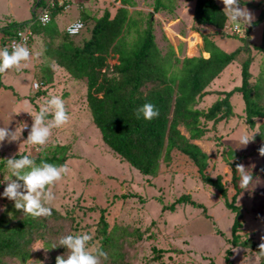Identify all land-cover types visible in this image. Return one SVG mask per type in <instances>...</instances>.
I'll use <instances>...</instances> for the list:
<instances>
[{
    "label": "trees",
    "instance_id": "trees-1",
    "mask_svg": "<svg viewBox=\"0 0 264 264\" xmlns=\"http://www.w3.org/2000/svg\"><path fill=\"white\" fill-rule=\"evenodd\" d=\"M178 1L149 0L148 6L152 11L144 15L142 10L137 9L139 0H116L119 4L115 13L112 14L107 9L100 17H92L89 9L83 5L80 18L85 23V31L80 35H72L57 23V16L63 11V7L49 6V0H34L37 9L48 7L50 22L43 25L35 15L34 21H8L0 28V48L20 29H32V54L39 59L44 56L46 61L44 64L40 63V71L36 73L37 81L42 83L36 92L41 95L46 92L47 86L44 84L52 81L55 64L67 70L76 80L85 79L88 115L99 129L102 140L118 159L129 163L143 176L155 175L161 162L170 163L173 150L189 157L198 167L202 180L219 191L227 208L234 213L230 235L219 231L226 237L228 245L224 253L225 263L234 264L232 256L235 248L247 247L257 253L260 264H264L262 244L251 234L243 233L246 232L244 227L249 223L247 215L250 212L237 202L238 196L246 189L237 184L240 177L236 166L250 154L238 153L232 148L221 153L233 171L236 192L230 198L223 176L207 172L211 155L197 142L208 137L220 122H227L238 115L234 111L232 97L235 93H240L244 104L243 118L251 129H258L253 137L261 142L256 147L258 156L254 160L261 159L258 167L264 170V156L260 154V149L264 148V0L258 4L251 0H240L244 6L258 8V14L256 19L249 25L245 24L243 31L240 29L239 32L228 29L233 25L222 2L195 0L192 30L201 35L202 45L193 55H184L170 41L168 49L163 52L156 42L155 14L176 12ZM260 25V41L256 43L252 32ZM206 27H211L212 31L207 32L204 29ZM211 35L238 38L243 43L236 50L227 52L217 45ZM192 37L193 41H200L196 33ZM195 42L190 44V52L193 51ZM242 54L246 57L240 62ZM259 55L263 68L257 80L252 82L251 64ZM110 57L112 62H108ZM236 59L240 62L242 84L227 91L214 90V79ZM103 68H106L105 72ZM212 94L219 97L205 108L204 98ZM147 102L159 109V116L150 121L142 117L137 119V108ZM214 137L221 139L216 133ZM57 145L42 146L37 156L33 157L36 163L47 161L56 165L66 164L70 157L68 148L64 144ZM21 155L27 154L23 152L12 157L19 158ZM12 157L0 160L1 173L8 169L6 161ZM234 157L235 160L231 162L230 158ZM256 173L258 170L249 175L253 179ZM259 196L264 197V188ZM14 203L10 201L7 210H3L0 215V264H56L58 255L66 256L67 250L58 246L56 250L59 253L55 254L53 251L49 260L42 261L44 257L41 255L34 259L31 249L36 237L46 238L47 247L54 249V240L50 235H59L61 228L47 227V222L59 217V213L52 207L51 216L33 217L23 213V210H17ZM187 204L202 208L204 215L212 218L203 204L191 200L190 194H182L171 204L162 206V211L165 212L163 220L168 223L170 211L175 212L179 206ZM163 229L164 225L161 229L154 230L152 235L165 234ZM143 236L144 233L133 226L124 223L112 225L106 216V208H102L95 235L89 245L90 248H101L107 252L108 258H102L101 264H132L127 259V248L135 249L141 245L146 239ZM155 239L156 237L153 240L156 241ZM165 250L157 242L153 243L152 260L162 258ZM175 251L183 253L182 249Z\"/></svg>",
    "mask_w": 264,
    "mask_h": 264
},
{
    "label": "rangeland",
    "instance_id": "rangeland-1",
    "mask_svg": "<svg viewBox=\"0 0 264 264\" xmlns=\"http://www.w3.org/2000/svg\"><path fill=\"white\" fill-rule=\"evenodd\" d=\"M145 1L139 0L137 6V9L142 10L144 15L151 11V7H148L149 0L146 1L147 4ZM218 1L222 2V0ZM192 2L193 0H179L176 11L179 9L180 12H173L171 16L169 12L155 14L153 18L155 38L163 52L169 47L168 41L175 49L180 48L181 53L186 51L190 43L195 42L191 41L194 33ZM83 5L89 9L92 17H100L107 9L114 14L118 2L116 0H72V5L66 10L63 9L57 16V23L62 29L67 28L80 16V9L84 7ZM240 6L246 7L251 12L252 20L256 19L257 9L241 3ZM38 10L39 8L37 9L34 5V0H0V28L8 21L22 22L32 19L34 21V15L37 16L36 11ZM245 24L241 22L242 31ZM228 29L231 32L234 31L233 27ZM256 31L253 41L258 43L261 28L258 26ZM1 34L2 32H0V38ZM242 43L238 38L225 37L221 38L219 46L222 49L227 48V52H230L236 50ZM245 57L242 54L240 62ZM29 60L35 64V71H40L38 69L40 63L46 62L44 56H41V59H33L31 55ZM253 61L251 80L255 82L263 68L262 58L259 55ZM108 62H112L111 57ZM240 62L236 59L234 65L224 72V80L214 81L215 90L227 91L242 84ZM54 66L52 81L44 84L47 87L43 95L36 92L38 88L33 85L34 93L30 95L29 81H27V91L19 97L17 96L19 83L7 84L9 86L6 88L4 86L0 88V127L7 126L10 131L16 130L17 136L20 135L21 129L18 140L9 142L6 139L0 144V160L23 152L36 157L42 149V146L32 145L26 141L30 126L33 124L32 116L29 113L26 114L28 101L32 104L33 115L51 95L60 96L68 110L69 122L60 128H54L47 143L48 146L51 144L66 145L68 156H70L66 163L70 168L69 174L54 186H50L56 197L51 207L59 213V217L48 221L47 227L61 228L57 235L59 237L50 235L54 240L53 246L58 244L62 235L69 233H90L94 236L101 209L106 208V216L112 225L124 223L144 233L143 238L146 239L141 245L135 249L127 248V259L132 264H226L224 253L228 245L226 237L219 231L230 235L234 213L227 208L219 191L202 180L195 163L185 154L173 150L170 163L161 162L155 175L143 176L138 173L129 163L115 156L102 140L99 129L89 118L85 79L76 80L61 66L57 64ZM102 70L105 72L106 68ZM4 77L5 73L2 75L3 79ZM208 97L216 99L219 96L208 95L203 103L205 108L212 103ZM16 100H18L17 104ZM232 102L234 111L238 115L233 116L227 122H220L216 129L210 131L208 137L197 142L211 155L207 172L214 176L217 174L223 176L230 198L236 192L233 171L230 163L221 153L223 150L232 148L238 153L250 154L241 161L240 165L245 167L248 175L255 170H258V173L254 175L246 190L238 196L237 202L248 208L250 212L247 215L249 223L245 225L244 231L246 232L243 233L251 234L256 241L264 244V197L259 196L264 188V170L258 167L261 159L254 160L258 156L255 152L256 147L261 142L253 137L247 145L239 144V137L244 134L251 137L258 129H251L244 120V104L240 93L233 95ZM51 118V116L48 117L49 120ZM24 125L29 126L30 129L27 130L28 127L24 129ZM181 128L184 129L183 126ZM215 133L221 136V139L214 137ZM235 158H230V161L233 162ZM4 171L5 173L0 171V215L3 210H7V206L12 201L2 195L7 184L5 180L11 177L9 169ZM238 173L240 178L237 184L241 187V173L237 170ZM259 174H262V177H259ZM182 194H190L191 200L203 204L212 218L206 217L202 208L187 204L179 206L175 212L170 211L167 216L168 223H166L163 220L165 212L162 211V206L171 204ZM124 195L128 196L124 197ZM163 225L165 234L154 233L152 235L154 230L161 229ZM155 237L156 241L153 240ZM45 240L46 238L36 237L33 241L31 249L34 259L41 255L44 257L42 261H47L53 251L55 254L59 253L56 250L58 246L50 249L45 244ZM156 242L166 250L162 258L152 260L154 255L151 247ZM176 249H182L183 253H178ZM236 249L237 252H234L232 256L234 264H260L259 256L250 248Z\"/></svg>",
    "mask_w": 264,
    "mask_h": 264
},
{
    "label": "clouds",
    "instance_id": "clouds-1",
    "mask_svg": "<svg viewBox=\"0 0 264 264\" xmlns=\"http://www.w3.org/2000/svg\"><path fill=\"white\" fill-rule=\"evenodd\" d=\"M222 3L224 9L227 10L228 19L232 22L234 31L239 32L241 22L247 25L251 23L253 16L246 7L240 6V0H222ZM69 31L74 34L71 28ZM31 55L32 52L24 42L14 43L11 50L7 46L0 48V74L6 73L10 69L22 70ZM27 112L32 116L33 124L26 141L38 146L47 145L53 129L66 125L70 119L64 100L57 95H51L49 99L45 100L35 115L31 111ZM159 114V109L150 102L136 110L137 119L142 117L150 121L157 118ZM49 116L52 117L50 120ZM20 135L17 136L16 130L10 131L7 126L0 127V144L6 139L9 142L18 140ZM252 138L253 135L250 137L248 134H244L239 137L238 142L240 145H247ZM260 154L264 156V148L260 149ZM6 164L11 172V177L5 180L7 184L2 195L14 201V207L17 210H23V213L33 217L51 216V204L56 197L50 186H54L69 174V166L67 164L56 165L47 161L37 164L31 154L21 155L19 158H8ZM236 169L241 173V187L246 189L252 176L246 174L243 165L238 164ZM92 240L93 235L90 233L62 235L58 244L53 247L63 246L67 250V255H58L56 264H101L102 258L107 260V252L101 248H90L89 242ZM261 247L264 248V244Z\"/></svg>",
    "mask_w": 264,
    "mask_h": 264
},
{
    "label": "crops",
    "instance_id": "crops-1",
    "mask_svg": "<svg viewBox=\"0 0 264 264\" xmlns=\"http://www.w3.org/2000/svg\"><path fill=\"white\" fill-rule=\"evenodd\" d=\"M195 0H193V6H194V4H195V2H194ZM251 1H253L254 2V4H258V2H261L262 0H251ZM119 4V3H118ZM72 5V4H71ZM179 5V4H178ZM149 7V6H148ZM177 8H178V6L176 7V10H177ZM254 9H257L258 10V8H254ZM151 11H152V9H151ZM177 13H179L180 11H179V9H178V11H176ZM170 16H171V13H170ZM153 17V16H152ZM78 18H80V16H78L76 19H78ZM81 19V18H80ZM82 20V19H81ZM60 23V22H59ZM59 25V27L61 28V26H60V24H58ZM193 25V24H192ZM260 28H261V31H262V27L261 26H259ZM62 29V28H61ZM64 29H66V28H64ZM206 31H212V28L211 27H206V28H204ZM257 29V28H256ZM256 29L252 32V35L254 34V33H256L257 31H256ZM84 31V30H83ZM194 33H196L198 36H199V39H200V41H198V42H195V45H194V49H193V51L192 52H190V50H191V48H190V45H189V47L186 49V48H184V49H186V51H184V55L186 54V55H193L195 52H197L199 49H200V47H201V45H202V37H201V35L198 33V32H194ZM80 35V34H79ZM213 38H214V41L217 43V45L219 46L220 45V41H221V36H219V35H211ZM225 38V37H224ZM191 41H193V37H192V40ZM39 43L41 44V42L39 41ZM191 44V43H190ZM185 45V44H184ZM220 47V46H219ZM223 50H226V51H228V49L227 48H223ZM186 52V53H185ZM231 52V51H230ZM32 57H33V59H34V56H33V54H32ZM234 62L235 61H233L232 63H230L227 67H226V69L222 72V74L219 76V77H217V78H215L214 79V81L215 80H217V79H222V80H224L225 78V71H227L231 66H233L234 65ZM35 64L34 63H32L30 60L29 61H27L26 62V66L25 67H23L22 68V70H20V71H17V70H15V69H10V70H8V73H5V77H4V79L2 78V75L4 74H0V83H2V86L1 87H3L4 86V88H6V86H9V85H7V84H14V83H19V87H18V89H19V91H17L16 89V91H17V93H18V97L20 96V95H22L23 93H25V91H27V89H28V85H27V81H29V88H30V95H32V93H34L33 91H34V89H33V87H32V85H33V82L35 81V80H37V78H36V73H37V71H35V66H34ZM238 66V65H237ZM63 68V67H62ZM40 69V68H39ZM54 70H55V66H54ZM67 71V70H66ZM68 72V71H67ZM229 82V81H228ZM214 83V82H213ZM0 87V88H1ZM212 88H213V84H212ZM214 90H215V88H213ZM13 92H15L14 90H13ZM15 94H16V92H15ZM216 95V94H215ZM208 95H206L205 96V98L207 97ZM204 98V99H205ZM209 99H210V101H214V100H216V99H214V98H210V97H208ZM207 99V98H206ZM17 102H18V100H16V104H17ZM203 103H205V100H204V102ZM28 107H27V111H33V110H31L32 109V104L28 101ZM28 112H26V114H27ZM25 114V116L27 117V115ZM210 214V213H209ZM227 236H229V234L227 235ZM261 244V243H260ZM226 245V244H225ZM239 249H241V248H239ZM234 252H237V249L235 248V251Z\"/></svg>",
    "mask_w": 264,
    "mask_h": 264
},
{
    "label": "built area",
    "instance_id": "built-area-1",
    "mask_svg": "<svg viewBox=\"0 0 264 264\" xmlns=\"http://www.w3.org/2000/svg\"><path fill=\"white\" fill-rule=\"evenodd\" d=\"M72 4V0H49V6H55L58 5L60 7H63L64 10L68 9ZM36 18L41 22V24H47L50 22L51 20V14L50 11L48 9V7L46 8H39V10L37 11V16ZM46 18V19H45ZM72 29V32H74V34H79L80 32H82V30L85 28V23L83 20H81L80 18L76 19L75 21H73L72 23H70L67 28L66 31L70 33L69 29ZM34 37V32L32 29L30 28H25V29H20L17 34L13 37H11L10 39H8L4 45L2 47L7 46L10 50L11 47L14 43H21L24 42L26 44V46L30 49V51L32 52V47H31V40ZM42 85L41 82L36 81L34 82L33 86L35 88H39ZM38 86V87H37ZM28 125V124H27ZM28 129H30L29 126ZM24 127V128H26Z\"/></svg>",
    "mask_w": 264,
    "mask_h": 264
},
{
    "label": "water",
    "instance_id": "water-1",
    "mask_svg": "<svg viewBox=\"0 0 264 264\" xmlns=\"http://www.w3.org/2000/svg\"><path fill=\"white\" fill-rule=\"evenodd\" d=\"M248 39V38H247Z\"/></svg>",
    "mask_w": 264,
    "mask_h": 264
}]
</instances>
